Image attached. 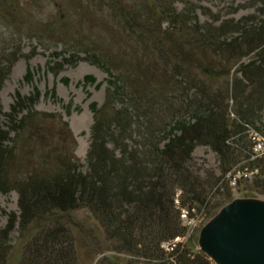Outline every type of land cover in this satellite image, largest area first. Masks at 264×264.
<instances>
[{"label":"trees","instance_id":"16d2710c","mask_svg":"<svg viewBox=\"0 0 264 264\" xmlns=\"http://www.w3.org/2000/svg\"><path fill=\"white\" fill-rule=\"evenodd\" d=\"M18 1L0 0L11 25ZM204 1L67 0L39 29L62 46L48 63L55 75L81 61L107 74L104 102L89 106L85 161L64 115L36 108L37 87L3 111L22 54L3 56L0 193L18 194V212L0 227V264H88L108 252L97 264H216L201 248L204 227L235 191L264 196V0H220L233 15L254 9L240 18ZM198 147L216 154L217 169L197 162Z\"/></svg>","mask_w":264,"mask_h":264},{"label":"rangeland","instance_id":"374dc122","mask_svg":"<svg viewBox=\"0 0 264 264\" xmlns=\"http://www.w3.org/2000/svg\"><path fill=\"white\" fill-rule=\"evenodd\" d=\"M67 0H19L14 7L13 15L10 17L14 25L0 18V61L3 56L12 53L16 46L21 51V57L14 65L11 76L5 82L1 92V102L3 111L8 113L13 104L17 92L22 95H29L37 87L42 93V99L37 105V109L48 113H61L70 123L73 133L78 142L77 155L85 161L89 145L91 142V127L93 125V113L90 110V104L96 102L101 105L105 99L107 74L98 66L86 61H81L76 67L65 66L58 74L48 69V63L51 54L55 51H62V46L57 48V42L49 41V35H42L39 29L44 23L52 22L57 19L61 13L57 6L64 8ZM69 1V0H68ZM249 0H236L235 7L239 4L246 5ZM205 6L213 11L221 12L225 17L240 18L244 15L254 12V9L247 7L240 8L236 15H233L230 9L231 1L221 2L220 0H205ZM249 7V6H248ZM66 8V7H65ZM68 15V11L65 10ZM99 19L106 22V14L99 12ZM95 20L92 24L91 36L97 38L102 35L100 23ZM84 56V55H83ZM30 69L33 80L27 82L25 76ZM93 75L96 78L95 84L84 85L85 76ZM103 82L101 87L98 83ZM55 88L57 98L52 96L45 97L47 90ZM90 94V97H89ZM72 103L71 115H68L65 106ZM5 121L4 117H1ZM195 158L198 163L204 164L208 168H218L217 156L209 148L198 147L195 151ZM235 199H258L264 201V196L246 198L238 191L234 192ZM10 212H18V194L12 192L9 195L0 193V227L7 223ZM202 222H206L203 217ZM18 233L14 234L13 244L17 246ZM104 255L113 257V253L108 252ZM103 254L96 255L88 259V264H97ZM113 259V258H112Z\"/></svg>","mask_w":264,"mask_h":264},{"label":"water","instance_id":"95a60500","mask_svg":"<svg viewBox=\"0 0 264 264\" xmlns=\"http://www.w3.org/2000/svg\"><path fill=\"white\" fill-rule=\"evenodd\" d=\"M200 240L216 264H264V201L235 199L204 227Z\"/></svg>","mask_w":264,"mask_h":264},{"label":"built area","instance_id":"2783aa9c","mask_svg":"<svg viewBox=\"0 0 264 264\" xmlns=\"http://www.w3.org/2000/svg\"><path fill=\"white\" fill-rule=\"evenodd\" d=\"M187 214H188V212H185V213H184V217H185V218H187Z\"/></svg>","mask_w":264,"mask_h":264}]
</instances>
